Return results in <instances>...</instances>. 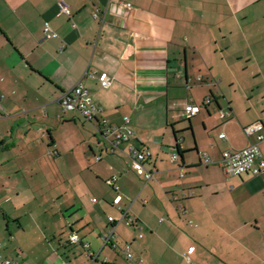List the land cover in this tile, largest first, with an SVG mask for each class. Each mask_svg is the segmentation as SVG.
I'll use <instances>...</instances> for the list:
<instances>
[{"label":"crops","instance_id":"crops-1","mask_svg":"<svg viewBox=\"0 0 264 264\" xmlns=\"http://www.w3.org/2000/svg\"><path fill=\"white\" fill-rule=\"evenodd\" d=\"M67 1L71 18L59 0H0V161L26 173L34 198L54 201L30 211L56 222L55 251L38 264H125L120 249L103 245L109 216L119 248L132 243L144 264H264V174L230 176L219 162L258 142L260 131L246 127L264 125V0ZM47 23L58 37L44 39ZM88 72H107L111 86ZM79 82L101 107L94 122L59 103ZM187 102L199 107L192 118ZM100 119L131 130L130 140L110 152ZM131 147L151 151L147 183ZM11 180L0 175L6 229L11 215L21 219L10 195L25 190ZM125 212L133 225L121 220ZM1 241L17 264L29 259Z\"/></svg>","mask_w":264,"mask_h":264},{"label":"built area","instance_id":"built-area-1","mask_svg":"<svg viewBox=\"0 0 264 264\" xmlns=\"http://www.w3.org/2000/svg\"><path fill=\"white\" fill-rule=\"evenodd\" d=\"M59 11L61 14L72 17L71 5L67 0H59ZM127 7H131L130 4H126ZM95 17H98V11L94 13ZM58 37L57 32H55L49 23L45 25L44 28V39L46 38H56ZM88 76L94 77L98 80L99 84L103 88H108L111 86L112 78L107 72H102L96 74L95 72H88ZM59 103L66 111H77L85 119L94 122L97 119V115L101 111L99 107L91 98L88 93V90L82 82H79L73 89L70 91L63 92L59 97ZM2 111V104L0 102V112ZM199 107L187 102L185 106V112L188 118H192L197 115ZM221 118L225 119L230 116L229 112L221 111ZM130 120L128 117L125 118V124L123 127H127ZM123 127L111 124L106 119H100L97 129L100 134L108 141L111 142L112 148L110 152H113L116 148H119L121 144L128 142L133 134L129 129H123ZM264 125L261 123H255L245 128L247 134L258 133L257 140L258 142L252 143L247 147L242 149H232L226 150L223 152L220 159V164L223 166L227 175L238 176L242 174H251L254 176L264 174V153L262 152L259 143L264 141ZM262 131V132H261ZM221 138L225 137L224 133L220 134ZM129 156L132 157L136 163V171L139 175H142L144 181L147 183L154 177V171L147 167L146 161L151 157V151L148 148L137 149L135 147L130 148ZM100 156H96V160H100ZM178 159V154L173 155V160ZM205 161L211 163V158L205 156ZM117 176H113L108 183L117 188ZM121 201V196H117L115 199V204H119ZM121 220H125L126 224L133 225L135 222L131 217L127 216V212L123 214ZM110 225L107 228V231L102 235L103 245H109L113 249H120L125 257V264H144L143 257H136L132 243L126 242L121 248H119L117 242V233H116V220L113 216H109ZM139 237H142V233H139ZM79 236L76 233H73L70 236V242H78ZM193 247L189 248V252L193 251ZM92 259H96L97 254L90 253ZM186 260L191 262L192 257L190 254H186ZM0 264H17L15 260L6 256L4 254V243L0 240Z\"/></svg>","mask_w":264,"mask_h":264},{"label":"rangeland","instance_id":"rangeland-1","mask_svg":"<svg viewBox=\"0 0 264 264\" xmlns=\"http://www.w3.org/2000/svg\"><path fill=\"white\" fill-rule=\"evenodd\" d=\"M248 82H250V78H247L243 81L244 85L243 88H248ZM245 86V87H244ZM243 105H245V101L242 99L240 100ZM87 127H89V124H86ZM4 150H0V155ZM8 155V154H7ZM10 158V157H9ZM9 173L11 175V184L16 183V180L18 179V186L21 188L19 191H23L20 195H15V199H13V196H11L12 202L8 204V208L17 210L14 214L21 217L20 219V225H18V222L12 219L11 215V222L9 223L10 229H6V223L4 220L0 221V239L6 241L7 243V251L16 257L17 251H20V253H23L25 256H29V259L26 258L19 261V264H38L43 260V256L47 254L48 249L54 250L56 247L54 246L55 238H54V227H56V222L50 215H46V212L44 210H38L35 213H30V211L37 207H42L45 209V206L52 207V204L54 201H49L45 199H37L39 196L36 194L35 198L34 195L31 192V188L29 186L28 181L24 176H26V173L20 172L15 173L14 172V162H1L0 161V175H5ZM220 174V173H219ZM9 179V178H8ZM154 182V181H153ZM152 182V184H153ZM142 183V181H141ZM11 185H8V188L11 189ZM143 186V183H142ZM31 195V196H30ZM95 196V195H92ZM91 198V196L89 197ZM140 200L137 202V205L139 204ZM136 205V206H137ZM14 206V207H13ZM135 206V209L137 207ZM142 207V206H141ZM149 207V205H147ZM139 208V207H138ZM56 210V209H55ZM114 215H118L116 210H113ZM58 218V217H57ZM51 221V223H50ZM32 223V225L37 224L34 230L31 229L29 223ZM20 231L18 232V230ZM119 230L128 231L127 228L124 225H121L119 227ZM12 232V234H10ZM58 237V235H57ZM44 242V243H43ZM49 244H52L51 246ZM47 252L45 253V251ZM53 251V252H54ZM26 259V261H25ZM103 259V256L101 255L99 257V262L101 263Z\"/></svg>","mask_w":264,"mask_h":264}]
</instances>
